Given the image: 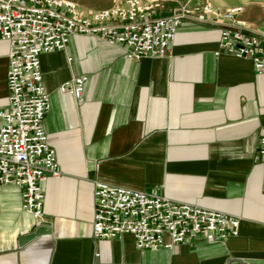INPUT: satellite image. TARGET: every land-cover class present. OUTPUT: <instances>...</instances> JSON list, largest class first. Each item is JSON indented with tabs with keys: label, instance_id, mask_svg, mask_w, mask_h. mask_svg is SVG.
<instances>
[{
	"label": "crops",
	"instance_id": "0c3cea01",
	"mask_svg": "<svg viewBox=\"0 0 264 264\" xmlns=\"http://www.w3.org/2000/svg\"><path fill=\"white\" fill-rule=\"evenodd\" d=\"M146 1L159 2L154 14L167 16L202 0ZM211 4L241 10L235 21L215 23L201 13L183 20L166 55L129 59L123 45L91 34H74L63 50L40 55L50 104L43 125L61 175L41 182V218L22 208L18 187L0 186V264H264L257 155L264 73L249 59L215 55L225 25L264 33V0ZM7 51L1 41L0 110L7 106ZM78 76L87 77L82 101L59 91ZM97 182L233 214L238 233L170 249L137 248L130 234L95 238Z\"/></svg>",
	"mask_w": 264,
	"mask_h": 264
},
{
	"label": "built area",
	"instance_id": "2783aa9c",
	"mask_svg": "<svg viewBox=\"0 0 264 264\" xmlns=\"http://www.w3.org/2000/svg\"><path fill=\"white\" fill-rule=\"evenodd\" d=\"M211 1L184 4L170 15L156 16L160 3L146 0H118L88 13L71 0H0V42L8 43L7 106L0 110V186L18 187L27 213L42 217L41 182L61 175L43 125L50 104L40 55L63 50L74 34L123 45L129 59L166 55L183 20L201 13L215 23L235 21L241 10L221 11ZM220 53L249 59L256 73H264L262 32L247 34L234 24L225 25L215 55ZM86 80L72 77L59 85V91L82 101ZM257 155L264 165V126ZM93 196L92 234L98 239L130 234L137 248L170 249L192 238L215 241L238 233L239 217L166 196L100 182L95 183Z\"/></svg>",
	"mask_w": 264,
	"mask_h": 264
},
{
	"label": "rangeland",
	"instance_id": "374dc122",
	"mask_svg": "<svg viewBox=\"0 0 264 264\" xmlns=\"http://www.w3.org/2000/svg\"><path fill=\"white\" fill-rule=\"evenodd\" d=\"M110 2V0H81L80 2L74 1V3L78 6L81 12L85 11L84 13H88L96 9H103L109 7Z\"/></svg>",
	"mask_w": 264,
	"mask_h": 264
}]
</instances>
